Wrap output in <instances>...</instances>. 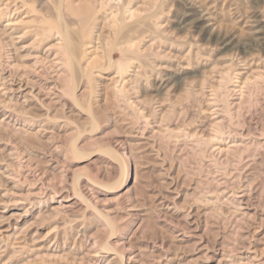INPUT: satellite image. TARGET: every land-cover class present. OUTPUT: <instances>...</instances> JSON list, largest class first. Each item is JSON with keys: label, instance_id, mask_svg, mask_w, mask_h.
Masks as SVG:
<instances>
[{"label": "rangeland", "instance_id": "374dc122", "mask_svg": "<svg viewBox=\"0 0 264 264\" xmlns=\"http://www.w3.org/2000/svg\"><path fill=\"white\" fill-rule=\"evenodd\" d=\"M0 264H264V0H0Z\"/></svg>", "mask_w": 264, "mask_h": 264}]
</instances>
